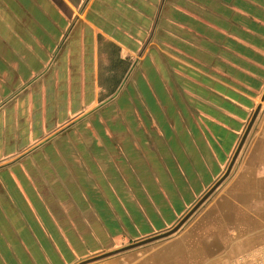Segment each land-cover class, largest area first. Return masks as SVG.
<instances>
[{"label": "crops", "instance_id": "0c3cea01", "mask_svg": "<svg viewBox=\"0 0 264 264\" xmlns=\"http://www.w3.org/2000/svg\"><path fill=\"white\" fill-rule=\"evenodd\" d=\"M263 96L264 0H0V264L173 229L258 109L165 264H264Z\"/></svg>", "mask_w": 264, "mask_h": 264}, {"label": "rangeland", "instance_id": "374dc122", "mask_svg": "<svg viewBox=\"0 0 264 264\" xmlns=\"http://www.w3.org/2000/svg\"><path fill=\"white\" fill-rule=\"evenodd\" d=\"M199 211L200 209L177 233L171 236L161 238L129 250L124 249L127 246L124 248H120L118 250H115L117 251L116 254L88 264H165L166 261L168 263H172L176 260H180L179 262L182 263V258H180L178 254H175L180 249L179 238L182 232H184V230L188 227V225L196 219V214Z\"/></svg>", "mask_w": 264, "mask_h": 264}, {"label": "water", "instance_id": "95a60500", "mask_svg": "<svg viewBox=\"0 0 264 264\" xmlns=\"http://www.w3.org/2000/svg\"><path fill=\"white\" fill-rule=\"evenodd\" d=\"M263 101H264V96H263ZM258 113H259V109L255 112L241 142H240V145L231 161V163L229 164L225 174L216 182V184L197 202V204L188 212V214L186 216H184L182 218V220L171 230H169L168 232L164 233V234H161V235H158V236H155V237H152V238H149V239H146V240H142V241H139V242H136L126 248H124L125 250H129V249H133V248H136L138 246H141V245H145L147 243H150V242H153V241H156L158 239H161V238H165V237H168V236H171L175 233H177L189 220L190 218L208 201V199L214 194V192L221 186V184L229 177V175L231 174V171L236 163V160H237V157L252 129V126L258 116ZM117 251H114V252H110V253H106V254H103L101 256H98V257H95V258H92L90 260H87V261H84L80 264H88V263H92V262H95V261H99L101 259H105V258H108L114 254H116Z\"/></svg>", "mask_w": 264, "mask_h": 264}]
</instances>
